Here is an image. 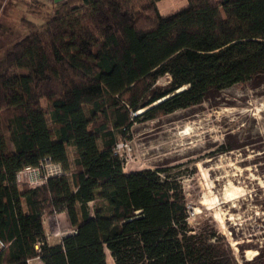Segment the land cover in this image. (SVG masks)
<instances>
[{"label":"trees","instance_id":"16d2710c","mask_svg":"<svg viewBox=\"0 0 264 264\" xmlns=\"http://www.w3.org/2000/svg\"><path fill=\"white\" fill-rule=\"evenodd\" d=\"M160 1L36 0L50 10L0 45V264H108L107 251L115 264H264V239L238 241L236 253L215 228L194 230L169 168L126 173L115 152L141 116L264 83V0H187L167 15ZM242 146L228 138L219 151ZM46 157L69 174L15 183ZM63 211L76 233L50 244L43 216Z\"/></svg>","mask_w":264,"mask_h":264},{"label":"rangeland","instance_id":"374dc122","mask_svg":"<svg viewBox=\"0 0 264 264\" xmlns=\"http://www.w3.org/2000/svg\"><path fill=\"white\" fill-rule=\"evenodd\" d=\"M35 1L4 0L0 4V45L7 46V41L28 32L23 19L40 22L34 10H50L49 5L35 7ZM187 5V0L158 4L163 15ZM2 51L0 48V56ZM170 81L166 74L157 84L164 86ZM139 111L137 114L143 112ZM228 138L243 146L221 153L220 145ZM260 139L264 140V83L248 81L230 85L216 98L191 108L157 118L141 116L129 132L120 134L115 152L122 158L126 173L169 168V175L179 179L185 193L191 227L196 231L215 228L238 253V241L264 239V151L253 149L260 145ZM64 212L59 218V234L50 237V244L59 242L61 235L73 228ZM45 215L49 218L53 214ZM44 227L50 232L49 223ZM230 229L239 240L233 239Z\"/></svg>","mask_w":264,"mask_h":264},{"label":"built area","instance_id":"2783aa9c","mask_svg":"<svg viewBox=\"0 0 264 264\" xmlns=\"http://www.w3.org/2000/svg\"><path fill=\"white\" fill-rule=\"evenodd\" d=\"M55 1L57 0H50V3L52 2L57 3ZM61 1H58V2H61ZM68 174L69 172H67L64 169L63 165L60 162H56L52 160L51 157H46L39 166L34 167V166L27 165L22 170L18 171L15 175V183L18 186L27 185L30 188H35V187L45 184L47 180L51 177H58V176H63V175H68ZM61 214L62 213L59 212V213L50 215L49 218L48 217L46 218V215L43 216V225L46 226V223H49L50 225V229H49L50 232L45 231L47 241L50 239L51 236H57L59 234L58 227H59V221H60L59 218ZM50 220H52L53 223H50ZM74 233H76V229L73 227L68 232L62 234L61 236L63 238L64 236L68 234H74ZM6 246L7 244L0 239V252ZM36 247L38 248V245H36ZM34 259H36L39 264H44L43 260L40 257L28 259V264H34L33 262Z\"/></svg>","mask_w":264,"mask_h":264},{"label":"bare ground","instance_id":"6f19581e","mask_svg":"<svg viewBox=\"0 0 264 264\" xmlns=\"http://www.w3.org/2000/svg\"><path fill=\"white\" fill-rule=\"evenodd\" d=\"M144 109H141L139 112H142ZM107 261H108V264H115L111 254L109 251H107Z\"/></svg>","mask_w":264,"mask_h":264},{"label":"crops","instance_id":"0c3cea01","mask_svg":"<svg viewBox=\"0 0 264 264\" xmlns=\"http://www.w3.org/2000/svg\"><path fill=\"white\" fill-rule=\"evenodd\" d=\"M64 213H67V212H64ZM33 262H37V260H36V259H34V260H33Z\"/></svg>","mask_w":264,"mask_h":264}]
</instances>
